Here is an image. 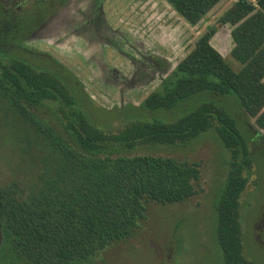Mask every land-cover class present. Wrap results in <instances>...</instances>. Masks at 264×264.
<instances>
[{
    "label": "trees",
    "instance_id": "obj_1",
    "mask_svg": "<svg viewBox=\"0 0 264 264\" xmlns=\"http://www.w3.org/2000/svg\"><path fill=\"white\" fill-rule=\"evenodd\" d=\"M164 1L195 25L219 0ZM218 22L231 27L229 55L238 70H231L210 45L214 28L209 26L135 109L169 110L200 92L208 97L231 95L264 132V0H236ZM0 101L32 136L29 143L41 151L33 186L27 191L16 181L0 186V264H78L130 238L144 219L145 204L185 202L197 193L199 172L195 164L172 158L121 152L139 145H184L208 130L228 153L226 176L213 205L222 262L248 264L242 255L238 200L247 183L250 156L234 119L213 100L175 121L135 120L107 132L89 120L53 71L2 55ZM48 102L56 107L63 134L31 112Z\"/></svg>",
    "mask_w": 264,
    "mask_h": 264
},
{
    "label": "rangeland",
    "instance_id": "obj_2",
    "mask_svg": "<svg viewBox=\"0 0 264 264\" xmlns=\"http://www.w3.org/2000/svg\"><path fill=\"white\" fill-rule=\"evenodd\" d=\"M42 1L22 4L21 0H0V56L14 55L37 69L53 71L63 80L80 109L101 130L115 133L135 120L175 121L208 100H213L234 119L250 156L247 183L238 200L242 255L248 264H264V132L254 127L253 119L246 116L236 98L208 97L200 92L169 110L135 109L167 75L139 57L136 49L141 46L140 56L158 55L168 62L170 70L211 26L214 34L210 45L231 70H238L239 65L229 55L231 27L218 22L236 0H219L195 25L183 21L164 0H107L104 4L110 28H118L123 34L122 39L109 33L107 37L119 41L124 56L112 47L105 50V60L73 58L69 35L63 41L60 39L65 33L56 40L47 33L52 22L48 15L56 4ZM16 5L20 7L17 10L13 7ZM42 20L46 24L44 30L28 35ZM64 24L68 26L67 22ZM125 52H130L135 60ZM98 67H103V71L98 73ZM55 110V105L48 102L31 112L63 134ZM32 140L26 128L0 101V186L16 181L27 191L37 181L41 151L29 143ZM121 153L168 157L195 164L199 172L194 186L197 193L179 204H145L144 219L137 223L130 238L114 242L87 262L78 264H223L215 238L213 205L226 176L228 153L215 133L208 130L184 145H139Z\"/></svg>",
    "mask_w": 264,
    "mask_h": 264
},
{
    "label": "flooded vegetation",
    "instance_id": "obj_3",
    "mask_svg": "<svg viewBox=\"0 0 264 264\" xmlns=\"http://www.w3.org/2000/svg\"><path fill=\"white\" fill-rule=\"evenodd\" d=\"M22 4H26L30 1H35L38 3L40 0H21ZM71 0H65L64 3L60 4V0H53V3L56 4V7L53 9V11L48 15V17H52L57 11H59L63 6H65L66 3H68ZM104 0H74V6H78L79 10L77 11L78 16H81L79 18L81 21V25H73L72 29H68V31H64L65 36H62V39L60 40H66L67 36L69 35L72 40L70 41V47L73 49H78V54L81 56L83 60H102L101 51L103 50H112L116 49L118 54H122L124 56V52L122 49V46L119 44V41L109 40L107 37V33L111 35V37H117L122 39L121 37L123 34L119 33L116 30L110 29L107 24L105 23L103 13H102V5ZM31 3V2H30ZM72 3V4H73ZM35 4V3H34ZM37 5V4H35ZM14 9H19L20 7L18 5L13 6ZM88 12L90 14H88ZM49 20V19H48ZM70 21L73 22L74 18H70ZM68 21V18L63 17H56L55 20V26L54 29L49 31L50 36H53L55 40L60 37L59 33L60 31H56L58 25H61ZM44 21H41L40 24L32 31V33L39 28ZM32 33L30 35H32ZM143 47L141 46L138 50L139 51ZM121 49V50H120ZM120 50V51H119ZM126 55H130L132 60L134 57L131 56L130 52H125ZM140 58H143L145 60H148V62L151 63L152 67H154V70H157L160 73H168L167 66L169 65L168 62L165 61L162 57L147 53L145 56L142 55ZM152 55V56H151ZM129 57V58H130ZM131 60V59H129ZM135 60V59H134ZM139 60V59H138ZM157 60H159L161 63H158ZM96 63H98L96 61ZM98 70L100 72L103 71V67H98ZM168 70V71H167ZM161 81V80H160Z\"/></svg>",
    "mask_w": 264,
    "mask_h": 264
},
{
    "label": "crops",
    "instance_id": "obj_4",
    "mask_svg": "<svg viewBox=\"0 0 264 264\" xmlns=\"http://www.w3.org/2000/svg\"><path fill=\"white\" fill-rule=\"evenodd\" d=\"M107 0H104V2H103V5H102V13H103V17H104V20H105V23L107 24V26L110 28V24H109V22L107 21L108 19H107V12L106 11H108V10H106V6H105V2H106ZM112 1V0H111ZM74 0H71V1H69L68 3H66L65 4V6H63V8H61L59 11H57L52 17H51V19H52V22L49 24V27H51L50 29H47L48 31H47V33L49 32V31H51L52 32V30L54 29V26H55V20H56V17H63V16H65V18H68V21H70V18L72 19V18H74V21L73 22H68V26L66 27L65 26V24L64 23H62L61 25H58L57 26V28L55 29L56 31H60L59 33H64V31L66 32V31H68V29H70L71 27H73V25H79V23L81 24V21H79L80 19L79 18H81V16H78V14H77V11L79 10V7L78 6H74ZM73 3V4H72ZM167 4V3H166ZM71 13V14H70ZM88 14H90L89 12H88ZM179 16V15H178ZM180 17V16H179ZM181 18V17H180ZM182 19V18H181ZM183 20V19H182ZM184 21V20H183ZM44 24V23H43ZM41 25L39 28H37L33 33H32V35L33 34H35V33H38V32H40V31H42V30H44V26L46 25V24H44V25ZM188 24V23H187ZM46 27V26H45ZM110 29H112V30H116V29H118V28H116V29H113V28H110ZM116 31H118V30H116ZM119 32V31H118ZM119 33H121V32H119ZM53 37V36H52ZM69 44H70V41H69ZM70 46V45H69ZM194 46V45H193ZM193 46H192V48H193ZM72 48V47H71ZM191 48V49H192ZM190 49V50H191ZM107 50V49H106ZM73 54H74V56H73V58H75V59H77V60H83L82 58H81V56L78 54L79 52L75 49H73ZM188 53V52H187ZM105 55H107V52L105 53V50H103V51H101V56H102V60H105L104 58L106 57ZM185 56V55H184Z\"/></svg>",
    "mask_w": 264,
    "mask_h": 264
}]
</instances>
